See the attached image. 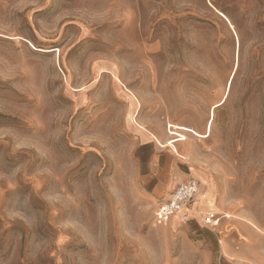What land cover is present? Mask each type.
Instances as JSON below:
<instances>
[{
    "label": "rangeland",
    "instance_id": "obj_1",
    "mask_svg": "<svg viewBox=\"0 0 264 264\" xmlns=\"http://www.w3.org/2000/svg\"><path fill=\"white\" fill-rule=\"evenodd\" d=\"M167 155L200 218L155 221ZM207 210L264 264V0H0V264H232Z\"/></svg>",
    "mask_w": 264,
    "mask_h": 264
},
{
    "label": "crops",
    "instance_id": "obj_2",
    "mask_svg": "<svg viewBox=\"0 0 264 264\" xmlns=\"http://www.w3.org/2000/svg\"><path fill=\"white\" fill-rule=\"evenodd\" d=\"M148 139H150L151 141L149 142L150 144L153 143L152 139L150 136H146ZM191 154H193L194 149L191 148ZM195 154V152H194ZM180 162H184L182 160H171L169 162L168 159V155H167V159H166V164L165 167L160 169L159 174H158V181L156 183V185L154 186L152 195L155 194V197L153 198L154 200H158L159 198H161V200L158 202L157 206L159 205V203H161L162 201L166 200L170 194L176 189V187L178 186V184L182 181H184L185 178V174H181L178 171V165ZM187 163V165H189L191 172L193 174H196L193 169H192V165L190 164V162H184ZM166 176H170V181L169 183H165V185L163 186V190H159L158 193H156V189L159 188L161 185H163L162 180L163 178H165ZM188 176V175H187ZM153 197V196H152ZM224 194L221 191V187L219 188V190L216 193V211L219 212H224L222 211V207H221V202L223 200ZM206 206L199 200H195L188 209H186L184 211V213L186 212L189 215V221H193V219L196 218H200L205 212H201L203 208H205ZM211 210H207V212H210ZM178 217H181V214L177 215ZM175 219V218H174ZM173 219V220H174ZM236 218H232L231 220H228L226 218H223V216H221V225L219 228V236H220V251H221V256L225 261H229L232 264H250L246 258V254L244 252L243 247L240 246V242L244 243L247 241V239L249 238L248 236V229L249 227L247 226V224H245L244 222L235 220ZM182 223V221L180 222Z\"/></svg>",
    "mask_w": 264,
    "mask_h": 264
},
{
    "label": "built area",
    "instance_id": "obj_3",
    "mask_svg": "<svg viewBox=\"0 0 264 264\" xmlns=\"http://www.w3.org/2000/svg\"><path fill=\"white\" fill-rule=\"evenodd\" d=\"M204 189V185L197 177H190L178 184L170 196L159 203L155 211V221L158 224L171 222L179 212L184 211L199 197ZM221 218L215 212H207L204 216L206 224L217 226ZM189 215L185 212L182 216V222L187 223Z\"/></svg>",
    "mask_w": 264,
    "mask_h": 264
},
{
    "label": "bare ground",
    "instance_id": "obj_4",
    "mask_svg": "<svg viewBox=\"0 0 264 264\" xmlns=\"http://www.w3.org/2000/svg\"><path fill=\"white\" fill-rule=\"evenodd\" d=\"M231 21V20H230ZM119 79V78H118ZM120 80V79H119ZM135 121V120H134ZM210 123V122H209ZM212 124V123H211ZM211 124H210V129H211ZM170 125V124H169ZM170 127H174V130H170V133L169 134H171V135H173V138H171L170 140H168V141H166V143L165 144H161V145H163V146H168V147H172L173 149L172 150H174L175 152H176V154L179 156V157H181V158H184L185 156V154L184 155H182L180 152H179V150L177 149V144L179 143V142H181V141H184V140H186L187 139V136H186V132H193V133H195V135H198V136H205V135H202V134H200V133H198L196 130H194L193 128H190V127H188V126H184V125H177V124H171L170 125ZM209 127V126H208ZM212 130V129H211ZM188 134V133H187ZM170 135V136H171ZM194 136V135H193ZM189 137V136H188ZM155 139H156V137H155ZM159 140V139H158ZM163 143V142H162ZM181 147V146H180ZM190 148V147H189ZM185 150V149H184ZM183 150V151H184ZM194 152V151H193ZM194 156V155H193ZM185 159V158H184ZM173 160V159H172ZM186 160V159H185ZM170 181V180H169ZM169 183V182H168ZM212 190V189H211ZM210 192V191H209ZM211 195V194H210ZM202 200V199H201ZM200 200V201H201ZM204 203V202H203ZM185 211V210H184ZM184 211H181V212H179L178 213V215L179 214H181V218H182V216H183V214H184ZM180 217V216H179ZM180 218V219H181Z\"/></svg>",
    "mask_w": 264,
    "mask_h": 264
}]
</instances>
